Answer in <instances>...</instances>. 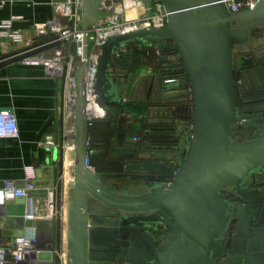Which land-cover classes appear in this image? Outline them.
Here are the masks:
<instances>
[{
  "label": "water",
  "instance_id": "obj_1",
  "mask_svg": "<svg viewBox=\"0 0 264 264\" xmlns=\"http://www.w3.org/2000/svg\"><path fill=\"white\" fill-rule=\"evenodd\" d=\"M140 1L163 6L165 26L106 36L93 64L85 43L76 65L73 183L66 205L68 264H113L119 249L122 257L117 259L127 264H264V196L252 187L264 175V110L240 107L236 69L244 63L235 56L237 47L259 37L255 28L264 29V0L237 14L223 0ZM79 4L85 35L99 23L102 8L100 0ZM170 41L179 60L169 61L162 75L183 77L160 87L175 96L189 95V121L147 126L143 133L150 140L140 144L121 171H94L87 164L89 130L113 121V107L121 103L111 72L122 67L121 51L130 46L166 48ZM61 47L57 36L41 39L0 55V67ZM260 65L263 72L256 69L254 80L264 90V60ZM89 89L102 116L87 112ZM58 120L56 114L52 156L35 170L33 180L42 197L51 192L52 202L47 237L34 228L36 264H58ZM15 202L21 208L8 206L5 216L16 230L3 237L24 235L26 198ZM45 207L42 199L38 213L44 214ZM150 229L152 234L162 231L160 241Z\"/></svg>",
  "mask_w": 264,
  "mask_h": 264
},
{
  "label": "crops",
  "instance_id": "obj_2",
  "mask_svg": "<svg viewBox=\"0 0 264 264\" xmlns=\"http://www.w3.org/2000/svg\"><path fill=\"white\" fill-rule=\"evenodd\" d=\"M66 2L67 0H0V23L11 21L12 29L22 34L24 44L39 37L46 39V35L37 36L36 26L52 19H57L62 25H69L71 19L61 13V6ZM17 48L0 36V55ZM154 48V45L130 46L121 51L122 67L111 69L114 80L119 84L122 100L117 107H113V121L94 124L89 130L91 167L98 173L121 171L125 161L133 159L137 154L141 134L147 126L188 122L186 117L190 112V97L162 91L160 86L167 77L162 75V69L172 58L157 54ZM50 71L44 64L33 65L23 61L0 67V110H13L19 128L18 138L0 139V188L7 180L22 184L26 167L36 170L52 156V147H48L46 141L54 140L56 114L59 119V180L72 170V166L69 170L68 152L62 146L66 143L63 142L65 128L62 120H69L73 115L72 90L65 86L63 78ZM63 185L65 186L64 182ZM32 193L30 200L25 202V212L34 211L36 216L33 220L26 221L24 233L35 228L38 236L46 238L49 217L38 213L37 204L42 199L47 203L51 199V192L48 191L46 198L37 189ZM15 199L7 197L0 204V236L16 230L12 222H6L5 216V208L8 206L15 210L21 208L22 204L16 203ZM9 223L11 225H5ZM59 228L60 225L57 231Z\"/></svg>",
  "mask_w": 264,
  "mask_h": 264
},
{
  "label": "built area",
  "instance_id": "obj_3",
  "mask_svg": "<svg viewBox=\"0 0 264 264\" xmlns=\"http://www.w3.org/2000/svg\"><path fill=\"white\" fill-rule=\"evenodd\" d=\"M223 3L229 12L237 14L252 9L259 3V0H223ZM100 4L102 13L99 23L95 26H91L84 35L79 26V0H67V2L61 6V13L71 19L69 25H62L57 19H52L46 24L36 26L37 36L46 35V39L57 36L62 42V47L53 48L43 54L46 56L51 55L52 58H44L43 56L41 57V55H36L22 60L26 64H44L48 69H50L52 65L56 67L50 72L57 77L63 78L65 86L72 90V98L73 78L76 65L78 64L74 63V59L75 55H77L79 56V60H81L85 43L87 45L86 48L90 63L93 64L97 54L96 49L106 36L141 28H162L166 24L167 12L159 3H153L151 6H147L140 0H100ZM0 36L8 39L16 48L17 46L21 47L27 45L24 44L25 40L22 34L12 29L11 21L0 23ZM88 43L91 45L88 46ZM71 47L74 51V55L71 54ZM154 50L157 54H162L161 47L155 46ZM171 58V61H178L179 55L175 53ZM181 77H183V75L175 73L174 75L167 76L164 82L177 81L180 80ZM87 98L88 114L90 116H102L103 111L95 104L90 95V89L88 90ZM62 124L65 128L63 142H66L64 145L62 144V146L68 154L71 151L73 153V115L69 120L64 118ZM18 137L19 128L14 111L11 109L0 110V139H16ZM46 145L48 147H53L54 143L52 140H47ZM90 156L91 152L88 150L87 164L89 166H91L89 163ZM34 179L35 169L33 167H26L25 178L22 184H18L14 180L5 181L0 188V204H3L7 197H24L26 200H30L31 193L35 190L33 184ZM51 211L52 202L50 199L46 203L44 214L41 215L50 217ZM35 216L36 212L26 211L24 219L25 221H31ZM37 252L34 228H30V231L24 233L21 237L6 239L0 237V264H36L37 261L35 256ZM67 253V250H63L61 253L57 252L58 264H68Z\"/></svg>",
  "mask_w": 264,
  "mask_h": 264
},
{
  "label": "flooded vegetation",
  "instance_id": "obj_4",
  "mask_svg": "<svg viewBox=\"0 0 264 264\" xmlns=\"http://www.w3.org/2000/svg\"><path fill=\"white\" fill-rule=\"evenodd\" d=\"M254 32H259L258 38L251 37L248 43L235 49V56L241 58L242 63H244V67L236 69V78L239 82L237 87V98L239 99L241 108L251 107L253 109L264 110V90L263 88L259 87V85L254 80L255 73L257 72L256 69L261 68L263 72L260 62L261 60H264V29L259 26L255 28ZM189 101L191 102L190 99ZM114 185L116 189L120 188L118 185ZM252 187L257 188L260 194L264 196V175H258ZM262 203H264V201ZM161 233L162 231H156L154 234H152L151 231L154 239L158 241H160ZM120 257H122V255L119 249L115 251V259L113 260V264H127L117 259Z\"/></svg>",
  "mask_w": 264,
  "mask_h": 264
},
{
  "label": "rangeland",
  "instance_id": "obj_5",
  "mask_svg": "<svg viewBox=\"0 0 264 264\" xmlns=\"http://www.w3.org/2000/svg\"><path fill=\"white\" fill-rule=\"evenodd\" d=\"M40 39H41V37H39L35 40H32L31 42H36V41H39ZM31 42H27V44L31 43ZM70 46H72V45H70ZM48 51H50V50H47L43 53H40V54H38V56L41 55V57L43 56L44 58H52L51 55L50 56L43 55L44 53H46ZM71 54L74 55V51L72 50V47H71ZM62 61H63V59H62ZM65 61H66V59H65ZM79 62H80L79 56L75 55L74 63L77 64ZM50 70L52 71L53 69H50ZM66 158H67V153H66ZM63 182L65 183V186L63 185ZM67 184H68V182L63 177L62 180L61 179L59 180L58 187H57V194L58 195H57V200H56V203H57L56 209H57V212L59 213L58 217H59V222H60V228L58 229L56 235H57V252H59V253H61V251H63V250H66V248H65L66 232H67L66 203H67L68 194L70 191V188L68 187ZM59 258H60V255H59Z\"/></svg>",
  "mask_w": 264,
  "mask_h": 264
},
{
  "label": "trees",
  "instance_id": "obj_6",
  "mask_svg": "<svg viewBox=\"0 0 264 264\" xmlns=\"http://www.w3.org/2000/svg\"><path fill=\"white\" fill-rule=\"evenodd\" d=\"M161 50H162V53H163V55H170V57L173 55V54H175V48H174V44H173V42L172 41H170L169 43H168V46L166 47V48H162L161 47ZM169 74V73H168ZM170 75V74H169ZM191 109H192V102H190V112H189V116L191 115ZM189 121V120H188ZM141 140H143L142 142H141V144H144V143H146V142H148V139L150 138L149 136H146V135H144V133H142L141 134ZM149 137V138H148ZM140 140V141H141ZM150 140V139H149ZM89 163H90V165H92V158L90 157V159H89Z\"/></svg>",
  "mask_w": 264,
  "mask_h": 264
},
{
  "label": "bare ground",
  "instance_id": "obj_7",
  "mask_svg": "<svg viewBox=\"0 0 264 264\" xmlns=\"http://www.w3.org/2000/svg\"><path fill=\"white\" fill-rule=\"evenodd\" d=\"M96 51H97V49H96ZM56 67H53V65L51 66V68L50 69H55ZM49 69V70H50ZM71 102H73V101H71ZM73 105V104H72ZM68 157H69V170H71V166H72V159H73V153H72V151L68 154ZM64 176H65V178H66V175L64 174ZM66 180H67V182H68V187L70 188L71 187V184L73 183V178H72V173L71 172H69L68 171V173H67V178H66ZM68 199H69V194H68ZM67 199V200H68Z\"/></svg>",
  "mask_w": 264,
  "mask_h": 264
}]
</instances>
